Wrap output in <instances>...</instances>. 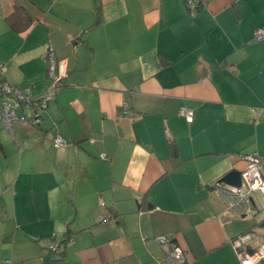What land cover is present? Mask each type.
I'll return each instance as SVG.
<instances>
[{
	"label": "crops",
	"instance_id": "0c3cea01",
	"mask_svg": "<svg viewBox=\"0 0 264 264\" xmlns=\"http://www.w3.org/2000/svg\"><path fill=\"white\" fill-rule=\"evenodd\" d=\"M194 3L0 0L5 81L44 92L47 48L65 72L39 126L0 128V264H165L159 237L187 264H239L231 240L264 244V196L239 217L212 188L244 155L264 177V0ZM15 6L23 33L5 21ZM67 234L53 260L42 240Z\"/></svg>",
	"mask_w": 264,
	"mask_h": 264
},
{
	"label": "built area",
	"instance_id": "2783aa9c",
	"mask_svg": "<svg viewBox=\"0 0 264 264\" xmlns=\"http://www.w3.org/2000/svg\"><path fill=\"white\" fill-rule=\"evenodd\" d=\"M187 7L190 11L195 9L193 0H187ZM253 40L255 42L264 40V28L254 32ZM48 56L47 78L49 85L41 94H33L30 87L19 89L0 80V97L3 98L0 103V128L11 132L15 124H29L31 126L41 124V113L45 112L56 88H58L62 79L65 78L64 67L52 57L51 49ZM128 106V100L123 101L121 106L122 114L128 113ZM25 109L33 111L31 119H26L23 114L17 113L18 110L22 111ZM180 116L187 123H191L193 110L188 107H182ZM52 143L56 148L66 146L64 139L60 136H57ZM242 159L246 162V168L241 172V187H230L220 181L213 184L216 188V193L224 201L227 212L239 217L254 214L255 211L252 210L250 203L251 194L264 196L263 160L257 154L244 155ZM99 205L104 206L101 200ZM252 239V234L247 232L231 240L239 264H258L264 260V244H258L253 248L252 255L247 253L246 248L250 246ZM65 241V238H57L54 235L44 240L46 247L56 258H59L64 253L65 246L71 244L70 240ZM154 242L162 249L165 264H187L183 250L174 241L159 237Z\"/></svg>",
	"mask_w": 264,
	"mask_h": 264
},
{
	"label": "trees",
	"instance_id": "16d2710c",
	"mask_svg": "<svg viewBox=\"0 0 264 264\" xmlns=\"http://www.w3.org/2000/svg\"><path fill=\"white\" fill-rule=\"evenodd\" d=\"M185 1H187V0H185ZM195 0H193V2H194ZM194 5H195V3H194ZM195 8H197V5H195ZM5 21H6V23H7V26L9 27V29L10 30H12L13 32H15V33H23V32H25L28 28H29V26H30V23H31V18H30V16L25 12V10L23 9V8H21V7H19V6H15V8L13 9V12L11 13V14H9L7 17H6V19H5ZM76 43V42H75ZM48 54L46 53V67H45V73H46V78H47V68H48ZM52 57L54 58V54H53V51H52ZM55 59V58H54ZM56 60V59H55ZM57 61V60H56ZM0 66H1V68H0V80L2 81V82H6L5 81V79H4V77H3V65L0 63ZM48 79V78H47ZM7 83V82H6ZM9 84V83H8ZM64 84V79L62 80V82L59 84L60 86H58V88H56V90L57 89H59L62 85ZM9 85H11V84H9ZM11 86H13V85H11ZM14 87H17V86H14ZM19 88V87H18ZM19 89H21V88H19ZM24 89H26V88H24ZM54 96V95H53ZM3 101V98H1L0 97V103ZM18 111H20V112H22L21 110H18ZM18 111H17V113H18ZM46 111V110H45ZM42 114V113H41ZM42 116H43V114L41 115V118H42ZM171 154H172V156H175L176 155V149H175V147L174 146H172L171 145ZM99 207H103V206H100L99 205ZM53 236V235H52ZM52 236H50V237H52ZM55 236V235H54ZM50 237H48V238H50ZM48 238H45V239H48ZM58 238V237H57ZM61 238H65V240L67 241V240H70L71 241V244L73 243V241H72V236L71 235H65V236H63V237H61ZM45 239H43L42 240V242L45 244V242H44V240ZM65 241V242H66ZM45 246H46V244H45ZM68 246V245H67ZM67 246H65V248L67 247ZM46 249H47V251H48V253L50 254V256H51V258L54 260H59V259H61L62 258V255L64 254H62V255H60L59 256V258H55V256H54V254L52 253V252H50L49 251V249L46 247ZM65 252V251H64Z\"/></svg>",
	"mask_w": 264,
	"mask_h": 264
},
{
	"label": "water",
	"instance_id": "95a60500",
	"mask_svg": "<svg viewBox=\"0 0 264 264\" xmlns=\"http://www.w3.org/2000/svg\"><path fill=\"white\" fill-rule=\"evenodd\" d=\"M220 182L224 183L225 185L227 186H230V187H235V188H239L241 187V172H238V171H230L229 173H227L225 176H223L221 179H220ZM108 221V219H107ZM162 251V249H160ZM247 250V253L249 255H252L253 254V248L252 247H247L246 248ZM163 253V251H162ZM164 255V253H163ZM261 264H264V260H262L260 262Z\"/></svg>",
	"mask_w": 264,
	"mask_h": 264
},
{
	"label": "rangeland",
	"instance_id": "374dc122",
	"mask_svg": "<svg viewBox=\"0 0 264 264\" xmlns=\"http://www.w3.org/2000/svg\"><path fill=\"white\" fill-rule=\"evenodd\" d=\"M50 49H51V48H49V49L47 48V54H48V55H49V53H50ZM63 79H65V78H63ZM63 79H62V80H63ZM61 82H62V81H61ZM59 86H60V85H59ZM52 98H53V97H52ZM52 98H51V99H52ZM49 103H50V102H48V105H49ZM122 103H123V102H122ZM121 106H122V104H121ZM47 107H48V106H47ZM128 107H129V106H128ZM128 110H129V109H128ZM38 126H39V125H38ZM34 127H36V126H34ZM64 141H65V140H64ZM65 144L67 145L66 141H65ZM52 146H53L55 149H57V148L54 146L53 143H52ZM219 181H220V180H219ZM212 188H213V190L215 191L216 188H215V186H214L213 184H212ZM215 193H216V191H215ZM216 194H217V193H216ZM253 195H254V194H251V196H250V201H251L250 203H251V208H252V210H253V211H256V210H255V204H254V201H253V199H252V198H253ZM254 213H255V212H254ZM3 218H4V217H2L1 220H3ZM2 224H3V223H2ZM4 227H5V226H2V225H1L0 228H3V229H4ZM3 234H4V233H2V235H3ZM7 238H9V237L7 236L5 239H7ZM154 240H155V239H154ZM167 240H170V239L167 238Z\"/></svg>",
	"mask_w": 264,
	"mask_h": 264
}]
</instances>
